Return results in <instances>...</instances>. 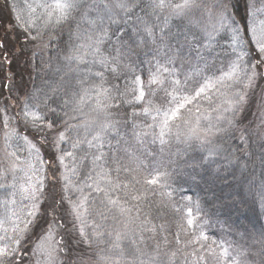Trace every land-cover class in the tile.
<instances>
[{"label":"trees","instance_id":"1","mask_svg":"<svg viewBox=\"0 0 264 264\" xmlns=\"http://www.w3.org/2000/svg\"><path fill=\"white\" fill-rule=\"evenodd\" d=\"M31 1L0 0V43L4 45L0 48V119L5 107L8 116L14 117L28 101L32 111L46 114V120H57L56 128L66 135L59 155L67 151L75 155V161L69 157L64 160L76 187L70 193L76 199L88 200L85 235L80 239L69 227L70 218L64 213L57 185L50 184L46 191L48 204L45 196L42 205V211H46L36 214L35 223L24 235L23 248L27 251L23 264H37L33 249L49 230L56 234L57 249L52 248V259L49 261L48 257L47 264H104L117 259L130 263L136 251L154 255L157 250L165 264V254L172 252H176L174 264H231L228 257L259 240V232L264 230V114H259L264 66L257 69L259 75L253 86L245 90L246 102L235 115L231 110L223 111L228 107L225 100L231 92L226 88L213 90L211 100H200L199 113L194 106L191 114L184 112L183 120L172 121L173 128L177 124L178 128L171 135H164L162 146L150 145L149 132H155L156 125L148 113L155 111L145 113V104L155 105L159 110L171 107L177 80L181 82L179 86L187 81L189 88L204 79L215 83L235 59L229 55L230 49L218 51L214 63L210 62L213 59H208L202 41L197 43L189 32L188 20L168 18L165 24L167 13L153 15L150 9L141 7L130 12L114 9L111 20L105 16L103 31L98 21L91 23L96 20L94 12L86 18L75 17L76 23L71 25H57L53 18L45 26L44 10L31 12L28 7ZM136 2L147 5L149 0ZM232 2L236 4L232 11L243 23L247 15L245 0ZM17 14L22 17L20 21ZM28 19L34 24L27 26L26 31L24 20ZM146 25L154 35L145 31ZM97 40L95 50L85 47L76 51L81 45ZM38 43L40 48L36 50ZM70 52L83 56V61L69 66L65 56ZM163 68L168 71H160ZM154 75L158 82L150 83ZM141 88L149 96L144 94L143 100H137ZM74 92L79 94L77 100L84 97L79 113L72 111L71 103L65 105ZM97 101L111 107L101 110ZM197 115L201 117L202 128L209 123L216 125L217 116L226 117L233 124L231 127L223 124L226 132L213 129L205 136L201 131L197 137L188 134ZM74 116L78 118L73 119ZM92 116L95 119L89 121ZM204 116L208 119H203ZM13 120L20 134L41 147L46 162L55 164L50 168H56L59 161L50 148L54 144L52 139H57L56 128L37 134ZM100 122L111 125L101 133L103 148L97 151L81 143L80 149L74 150L73 143L92 140L99 132ZM22 141L15 139V150L22 148ZM101 153L104 158L95 161L94 155ZM116 169L121 171L117 173ZM104 173L110 176L105 177ZM117 175L127 187L113 192L112 198H119L120 206L131 209L123 215L119 207L106 206L105 197L94 191L97 184L107 188L106 180L116 181ZM146 177L157 178V183H145ZM89 184L93 188L87 187ZM134 196L140 199L133 200ZM13 200L15 204L11 203ZM34 202L26 196H13L10 187L0 188V218L10 216L13 211L24 217L22 209H30ZM49 207H54L51 215ZM101 212L107 219L100 216ZM188 219H192V225L187 223ZM93 224L99 227L94 229ZM5 227L9 229L7 236L21 235L14 234L9 224ZM90 229L96 231L95 237ZM117 232H121L119 249L113 247ZM3 235L0 231V236ZM225 249L228 257L221 256Z\"/></svg>","mask_w":264,"mask_h":264},{"label":"snow or ice","instance_id":"2","mask_svg":"<svg viewBox=\"0 0 264 264\" xmlns=\"http://www.w3.org/2000/svg\"><path fill=\"white\" fill-rule=\"evenodd\" d=\"M31 12H35L36 9L32 5L28 6ZM37 7L43 9L42 17L45 20V26L53 22L55 18V23L61 25L67 23L71 25L76 23L75 17L80 16L81 18H86L90 12L96 14V20L91 21L95 24L97 21L100 25V30L103 31V22L105 16L109 20L112 19V13L114 9H120L125 12H130L135 7H141V10L145 8L150 9L153 15H159L167 13V16L164 17L165 24H167L168 17L175 16L179 17L182 20H188L189 22V32L191 33L194 40L197 43H200L203 39L208 40V47L212 43H218L216 37L223 38L226 36L230 41V56H234L235 59L231 61L229 65V70L223 72V74L216 78L215 83L211 79H204L202 82H197L191 88L187 87V81L184 86H179L180 81H174V84L177 87H174L173 91L175 95H172L170 104L172 105L167 109L163 114V120L161 122V132L160 135L163 137L165 135V129H170L171 122L175 120H183L184 112L189 114L192 113L193 107L195 106V111L200 112L198 104L200 100L209 99L211 100V92L221 91V89H228L231 92V96L225 100V103L228 105L227 108H224L223 111L227 112L231 110L233 115L236 111H239L243 104L246 102V89H249L253 86L255 79L259 75L257 69L261 66H264V20H261L259 26L256 25L255 19L258 14H264V0H245V7L247 10L246 17L243 18L244 22L241 23L240 20H237L236 15L232 9L236 8V4L232 0H214L213 4L209 8L205 0H180V2H175V0H149L147 5L137 4L136 0H92L91 3H86L85 0H44L43 3L37 5ZM197 13L199 15L197 16ZM17 21H20L22 17L17 14ZM114 22V21H113ZM26 25L25 30H28L27 26H32L34 22L31 19L24 20ZM77 27L79 25L77 24ZM145 31L149 35H154L151 28L147 25L145 26ZM223 34V35H222ZM33 40L36 39V36L32 37ZM102 39V38H101ZM187 39V37H185ZM99 41H94L92 43H86V45H81L80 49H77V52L83 51L85 47L89 51L96 49ZM4 45L0 43V48ZM238 49V51H237ZM83 61V56L69 53L65 56V62L70 66L75 61ZM171 63L172 61L169 60ZM115 71V69H113ZM160 71L167 72V68H163ZM137 82H139V77H137ZM156 76L154 75L150 83H157ZM83 81H81V84ZM223 94V92H221ZM78 93H73L70 101H65V105L71 103L73 105L72 111L75 113L82 112L80 105L84 103V97H79L77 100ZM144 91L141 88L139 95L136 97L137 100H143ZM100 109L111 107V105L100 104L97 101ZM183 110V111H182ZM53 113L55 109H52ZM145 113L148 112V109L144 110ZM159 113V109L156 110ZM67 115V113H66ZM73 119L78 117L74 116ZM11 119H16L18 122L24 124L25 128H32L37 134L42 133L47 130H53L56 128L58 123L57 120H46V114H41L38 111H32L28 101H25L21 112L14 117L8 116V110L5 107L3 109V119L0 121L4 128H7L11 122ZM203 119L207 120L208 117L204 116ZM107 120V118H105ZM185 123H188L185 121ZM232 126L233 121L227 119L226 117L217 116V124L208 125L201 127V117L197 115L195 117V126L190 127V131L193 135L199 136V133L202 131L205 136H207L213 129L217 132H226L227 129L223 127V124ZM87 126V125H85ZM111 125L107 122H100L99 132L93 136L92 140H85L83 142L77 141L72 144L74 150H79L81 143H86L89 148H96L97 151L103 148V137L101 133L105 132ZM15 131V130H13ZM58 142H63L66 140L65 132L56 128ZM9 134H5V140L7 141ZM25 143L29 144L31 149H35V145L28 140L27 136L22 137ZM38 153V149H35ZM11 156L15 157L17 160L19 157L15 152L10 153ZM65 157L72 158L75 161V155L73 151H67L64 155L58 157L60 164L64 165ZM86 158V157H85ZM94 160L99 161L103 159V153L101 155L95 156ZM33 168L31 164L29 165ZM15 167V166H14ZM66 167V166H65ZM121 169H116V172L119 173ZM76 169H72L73 175H75ZM105 177L110 176V173H104ZM15 179V177H14ZM65 182V191H70V186L72 184L71 179L68 176L63 177ZM31 180V177H29ZM139 181H137L138 183ZM108 185L107 188L101 187L97 184L94 188V191L101 193L105 197L104 203L106 206L110 205L113 207H119L121 215L124 213L131 212V209L124 208L119 205V198L113 199L112 193L118 190H122L127 187V185L119 182V175H117L116 181L110 179L106 180ZM145 183L154 185L157 183V178L153 177L151 179L145 178ZM44 180L38 178L36 183H30L28 187L21 186L24 192L30 194L28 198L33 201H37V193H42ZM9 187L15 188V184L6 185L0 183V188L7 190ZM89 188H93V185H87ZM12 195H15V191L12 192ZM64 199H68L71 204L72 214L77 220L81 221L82 227L80 228L81 236L85 235L84 226L85 222L83 216L87 213V208L85 204L88 200L87 197L83 198L79 202H73L71 196L62 197L61 204H63ZM133 200H139L140 197L134 196ZM8 202L5 201V204ZM15 204V201H11ZM111 210V209H109ZM26 213L24 217H21L17 212L13 211L12 214L5 215L3 218H0V231H3L5 235L0 236V264H23L26 249L23 248V244L26 242L24 240V235L27 234L29 228L35 223L36 213L38 211V203L34 202L30 209H22ZM191 215V209H189V216ZM100 216L103 219H107L103 212L100 213ZM15 217V219H13ZM11 226V231L16 233H21V235H13L11 237L7 236L9 229L5 227V224ZM187 223L189 225L193 224L192 219H188ZM99 225L93 224L92 228H98ZM52 233L49 230V234L44 239H51ZM259 240H253L251 245L242 247L237 251L235 256L228 257L227 249L221 253L222 257H228V260L231 261V264H264V230L259 232ZM121 239V234L116 233V243L113 245L114 248L119 249V241ZM207 239V237H204ZM179 242V241H178ZM42 247V245H37L33 249V254ZM196 253L193 252V255ZM166 264H174L176 258V252H172L171 255H167ZM141 257H146V259H141L136 257L135 259L139 261V264H165V261L161 259L160 253L157 250L154 255H148L147 253H141ZM51 255H49V261H51ZM37 264H40L38 261ZM47 264V262H46Z\"/></svg>","mask_w":264,"mask_h":264},{"label":"rangeland","instance_id":"3","mask_svg":"<svg viewBox=\"0 0 264 264\" xmlns=\"http://www.w3.org/2000/svg\"><path fill=\"white\" fill-rule=\"evenodd\" d=\"M44 0H32L31 1V5L34 6V8L37 10V12L35 14H37L39 12V10H43L39 7H37L38 4L43 3ZM49 2H51V0H49ZM104 2H108L106 0H104ZM180 2V1H179ZM214 0H209L207 1V5L209 6V8L211 7V5L213 4ZM199 15V13H197V16ZM175 16H171L168 17L169 19L174 18ZM261 20H264V14H258L256 19H255V23L257 26H259ZM223 35V34H222ZM216 40L218 41V43H212L210 47H208V40L207 39H203L202 40V49L204 51H206V53H208V59H213L210 60V62L215 60V57L217 55V52L220 50H225L223 48L226 49H230V41L229 39L224 36L223 38L221 37H216ZM38 47L40 48V43L35 45L36 50L38 49ZM40 51V49L38 50ZM238 51V49H237ZM214 63V62H213ZM145 95H148V93H144ZM260 98H263L262 103L259 104V106L261 108L259 111V114H264V92H262V94L260 95ZM170 107L163 109L159 111V113L156 111L158 108L155 105H146L145 104V109H148V112H153V110L155 111V113L153 112V114L148 113V117L149 119L153 122V124L156 125V131L149 132V137H150V141L149 144L150 145H158V146H162L164 139L163 137H161L160 132H161V122L163 120V114L164 112L169 109ZM144 109V110H145ZM156 114V115H155ZM10 117V116H9ZM95 117L92 116L90 117L88 120L92 121L94 120ZM0 121H2V119H0ZM173 122H171V127L170 129H165V134H169L171 135V131L176 130V128H178V124L177 126H175L173 128L172 126ZM192 127V126H190ZM190 127L188 128V134L192 133L190 131ZM15 130V131H13ZM9 134V138L6 141L5 140V134ZM187 134V133H186ZM26 135L24 134H20V130L18 128L17 123L15 122V120L11 119V122L9 124V126L7 128H4L2 123H0V183L2 184H6V185H13L15 184V188H11L12 192L15 191V195H19V196H26L29 197L30 194L27 192H24L21 188V186L23 185L24 187H28L30 183H36L38 178H42L44 180V184H43V188H42V195L40 193H37V197L38 200L35 201L36 203H38V211L36 214H39L40 212H44L46 211V209H44L42 211V205L43 200L46 196V191L48 189H50V184H56L58 187V192L60 195H62V197H68L71 196V199L73 202H79L82 199L75 197L74 194H71L70 191H76V187L73 185V183L70 186V191H65V182L63 177L64 176H68L70 178V174H68V171H66V168L64 167V165L60 164V161L58 159V157H60L59 155V148L61 145V142H58V137L57 139H52V142H54V144L50 147L52 154H54V156L58 159L59 164L57 163L56 168L52 169L50 168L52 165L54 166L55 164L52 162H46L44 155L42 156V149L41 147L36 144V142L34 143V141H32L30 138H28L29 141L32 142V144L35 145V149H38V153L36 152L35 149H31L29 144L25 143V141L23 140L22 142H24V145L22 146L21 149H19V151L15 150V146L13 145V142L15 141V139L18 138H22ZM49 136H54L53 134L49 133ZM47 137V136H45ZM157 142V143H155ZM24 147V148H23ZM11 152H15L16 155L19 157V159L17 160L15 157L11 156L10 153ZM54 152V153H53ZM148 152V151H147ZM50 161V160H47ZM34 166V170L32 167H30L29 165ZM51 165V166H50ZM15 166V167H14ZM56 176V177H55ZM15 177V179H14ZM29 177H31V180H29ZM61 197V198H62ZM32 200V199H31ZM64 213L70 218L69 222L71 224H69L70 229L73 231V233L75 235H79L80 239H81V233H80V228L82 227L81 221L77 220L74 215L72 214V210H71V204L69 203L68 199H64ZM48 204V197L46 196V205ZM31 208V207H29ZM47 211L49 212V214H53L54 211V207H49L47 208ZM86 213L83 216V220L85 218ZM127 223H131L128 219H126ZM132 227L128 228V230H131ZM52 233V237L51 239H44L45 237L48 236L49 233H46V235L43 237V239L41 241H39L38 243H36L35 247L37 245H42V247H40L36 252H35V256L34 258L39 260L40 264H46L47 258L49 257V255H52L53 250L57 249V246H55L54 243H56V234ZM90 233L95 237L96 231L90 229ZM121 233V232H119ZM53 248V250H52ZM136 254V255H135ZM141 253H138L137 251L133 253V257L130 259V263L129 262H121V260L117 259V260H109L106 261L104 264H131V263H139L138 260H136L135 258L141 257L140 256ZM91 261H94V258L91 259ZM96 261H98V259H96Z\"/></svg>","mask_w":264,"mask_h":264}]
</instances>
